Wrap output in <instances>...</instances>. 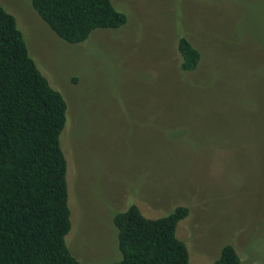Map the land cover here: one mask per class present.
I'll list each match as a JSON object with an SVG mask.
<instances>
[{
    "label": "rangeland",
    "instance_id": "374dc122",
    "mask_svg": "<svg viewBox=\"0 0 264 264\" xmlns=\"http://www.w3.org/2000/svg\"><path fill=\"white\" fill-rule=\"evenodd\" d=\"M112 1L127 24L69 44L32 0H0L68 105L69 249L83 264L117 262L115 214L187 206L177 235L191 264L228 244L264 264V0ZM182 37L202 54L193 72Z\"/></svg>",
    "mask_w": 264,
    "mask_h": 264
},
{
    "label": "trees",
    "instance_id": "16d2710c",
    "mask_svg": "<svg viewBox=\"0 0 264 264\" xmlns=\"http://www.w3.org/2000/svg\"><path fill=\"white\" fill-rule=\"evenodd\" d=\"M214 1V0H203ZM39 16L69 44L96 30H119L128 17L112 0H32ZM181 68L195 71L202 54L185 37ZM64 96L31 57L14 15L0 3V264H83L67 244L72 230L68 160L62 136L68 123ZM180 206L150 219L136 204L113 217L121 260L111 264H191L179 224ZM211 264H242L225 245Z\"/></svg>",
    "mask_w": 264,
    "mask_h": 264
}]
</instances>
